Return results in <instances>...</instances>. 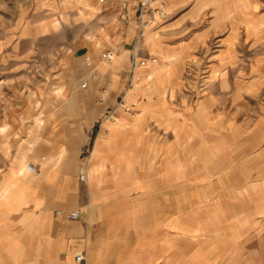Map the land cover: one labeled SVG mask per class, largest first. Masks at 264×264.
<instances>
[{
  "label": "crops",
  "instance_id": "obj_1",
  "mask_svg": "<svg viewBox=\"0 0 264 264\" xmlns=\"http://www.w3.org/2000/svg\"><path fill=\"white\" fill-rule=\"evenodd\" d=\"M86 2L81 8L91 20H101L102 43L111 53L105 63L109 66L99 68L100 72L109 79V90L127 96L133 90V86L127 90V76L139 26L136 2L108 0L105 7L97 0ZM159 2L155 6H165L170 15L186 5L192 7L170 19L159 34L153 25L145 28L143 55L149 52L148 60L162 63L161 83L153 92L146 90V84L139 86L132 91L133 100L125 96L122 106L117 99L95 101L90 106L93 112L81 111L75 123L83 132L80 157L70 174L56 171L46 159L40 163L30 151L0 147V264H78L76 257L81 254L82 264H264V212L253 203L254 207L248 206L242 192L219 193L193 205L201 214L189 217L192 224H186L183 192L167 190L168 182L182 179L176 174L168 180L164 138L171 133L174 148H179L180 139L174 137L180 131L179 111L165 99L166 90L177 83L174 60L208 46L212 37L224 36V48L212 69L213 81H223L224 72L239 65L240 32L260 39L264 15L254 4L257 0ZM195 28L199 30L192 43L179 44V38ZM252 70L253 89L248 90L255 98L263 91L264 57ZM209 102L201 104L204 117L214 110ZM258 102L220 109L225 118L219 119L217 130L238 140L252 137L251 146L263 144L264 102ZM249 113L258 115L256 121L240 134L244 124L233 123L230 116L237 120ZM33 164L36 169L30 173L26 167ZM60 210L79 211L81 219L62 226L56 217Z\"/></svg>",
  "mask_w": 264,
  "mask_h": 264
},
{
  "label": "rangeland",
  "instance_id": "obj_2",
  "mask_svg": "<svg viewBox=\"0 0 264 264\" xmlns=\"http://www.w3.org/2000/svg\"><path fill=\"white\" fill-rule=\"evenodd\" d=\"M76 1L0 0V147L30 151L39 157L40 163H44L43 159L48 163L54 157L55 170L69 174L80 157L83 132L81 125H75L80 112H93L90 106L95 101L117 99L119 105L124 104L126 96L124 92L120 95L109 90L110 81L99 69L100 64L106 63L101 20L88 18ZM97 1L104 7L108 4V0ZM128 1L122 0L124 4ZM254 4L259 5L258 12L264 15V0ZM161 7L162 13L151 24L158 34L170 19L192 8L186 5L170 15L165 6ZM106 12L110 20V12ZM136 23L138 26L137 19ZM137 28L136 38L143 30L141 26ZM197 29L179 38V44L192 43ZM239 38V65L224 72L223 81L212 79L215 56L224 48V36H217L212 37L208 46L197 47L174 60L177 83L166 90L165 99L179 111L180 128L179 134L174 135L180 139L178 149L174 148L171 133L164 136L168 180H174L176 174H181L182 179L180 183L168 182L167 190L169 194L183 192L189 226L192 224L189 217L201 214L192 206L202 205L219 193L242 192L248 206L254 207L253 203L264 212V143L251 146L248 143L252 137L238 140L217 130L219 119L225 118L220 116V109L264 102V86L255 98L248 90L253 89L251 71L264 57V32L260 39L253 40L243 30ZM135 42L127 90L133 86L137 70L133 63ZM88 48L91 52L86 55ZM139 56L150 59L149 52L147 57L143 55V47ZM205 100H210V109L214 110L204 117L200 109ZM80 105L88 108L77 109ZM126 111L135 114L130 108ZM257 116L249 113L237 120L233 115L230 117L233 123L244 124L238 132L245 134ZM210 126L216 129L209 131ZM76 171L79 175V167Z\"/></svg>",
  "mask_w": 264,
  "mask_h": 264
},
{
  "label": "built area",
  "instance_id": "obj_3",
  "mask_svg": "<svg viewBox=\"0 0 264 264\" xmlns=\"http://www.w3.org/2000/svg\"><path fill=\"white\" fill-rule=\"evenodd\" d=\"M127 1V0H123ZM136 2L135 13L137 17V21L139 26L142 27V31L140 32L139 36L136 38V46L134 47V69L136 70L137 67H146L149 60H143L140 58V52L142 46L145 42L146 32L145 28L151 25L156 19V15H160L163 11L162 7H156L155 4L159 2V0H133ZM111 55L110 52H106L104 55V59L107 60ZM129 111V110H128ZM35 165L27 166V171L30 173L35 172ZM56 217L59 218L61 225H65L66 222H75L81 219V212L74 211V212H63L58 211L56 213ZM84 260V256L81 254L76 257V262L78 264H82Z\"/></svg>",
  "mask_w": 264,
  "mask_h": 264
},
{
  "label": "bare ground",
  "instance_id": "obj_4",
  "mask_svg": "<svg viewBox=\"0 0 264 264\" xmlns=\"http://www.w3.org/2000/svg\"><path fill=\"white\" fill-rule=\"evenodd\" d=\"M68 1H70V0H64V2H66V3ZM76 3L81 5V6H83V7H86L87 4H88L86 2V0H77ZM160 4L161 3L159 2V5ZM150 36L151 35H149L148 39L151 38ZM151 41L152 40L150 39V42ZM151 45L152 46L154 45L153 41H152ZM107 66H109V64H105L104 63V64L99 65V68L100 69H102L103 67L107 68ZM146 68L142 69V70H140V69L137 70V72L135 74V77H134L135 79L133 81V90L134 91H136L139 86L146 84V85H148L146 90L148 92H153V90H155L157 88V85L161 83V81H162V79H161L162 78L161 77L162 63L159 62L157 59L152 58V60L148 61V64H147ZM143 72H148V74L147 75H143L144 74ZM133 90L127 91L126 99L128 101H132L133 100V94H132ZM42 121L43 120H40V125L42 124ZM49 162H54V157H51L49 159ZM26 170H27V167H26Z\"/></svg>",
  "mask_w": 264,
  "mask_h": 264
}]
</instances>
